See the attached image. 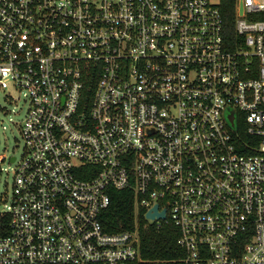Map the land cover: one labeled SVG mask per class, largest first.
I'll return each mask as SVG.
<instances>
[{"label": "built area", "instance_id": "1", "mask_svg": "<svg viewBox=\"0 0 264 264\" xmlns=\"http://www.w3.org/2000/svg\"><path fill=\"white\" fill-rule=\"evenodd\" d=\"M221 1L0 0V90L28 104L0 264H264V0H235V44ZM113 191L174 259L106 230Z\"/></svg>", "mask_w": 264, "mask_h": 264}, {"label": "trees", "instance_id": "2", "mask_svg": "<svg viewBox=\"0 0 264 264\" xmlns=\"http://www.w3.org/2000/svg\"><path fill=\"white\" fill-rule=\"evenodd\" d=\"M220 10L225 20L224 36L229 44H235L236 1L222 0ZM139 210L136 213L135 196L131 191H113L111 205L102 216L108 232L138 231L145 258L172 260L178 250V234L174 227L166 226L156 230L147 226Z\"/></svg>", "mask_w": 264, "mask_h": 264}, {"label": "rangeland", "instance_id": "3", "mask_svg": "<svg viewBox=\"0 0 264 264\" xmlns=\"http://www.w3.org/2000/svg\"><path fill=\"white\" fill-rule=\"evenodd\" d=\"M7 95L14 100L11 101ZM28 104L21 93L12 88L7 91L0 90V156L17 157L21 160L25 156L24 142L21 136V126L25 120ZM13 167V166H8ZM12 176H9L6 186L0 187V192H5L8 201L12 194ZM8 201L6 203H8ZM4 206L1 205L0 209Z\"/></svg>", "mask_w": 264, "mask_h": 264}, {"label": "water", "instance_id": "4", "mask_svg": "<svg viewBox=\"0 0 264 264\" xmlns=\"http://www.w3.org/2000/svg\"><path fill=\"white\" fill-rule=\"evenodd\" d=\"M239 15H240V16H243V15H244V5H243V0H240V3H239ZM155 217L164 218L165 215H164V213H163V214H158V213H157V207H155L154 210H153V212H149V213L147 214V218L154 219Z\"/></svg>", "mask_w": 264, "mask_h": 264}]
</instances>
